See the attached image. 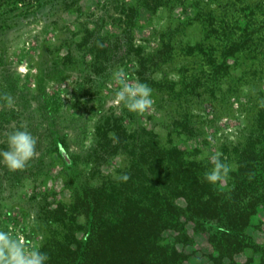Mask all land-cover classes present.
I'll return each mask as SVG.
<instances>
[{
    "label": "rangeland",
    "instance_id": "obj_1",
    "mask_svg": "<svg viewBox=\"0 0 264 264\" xmlns=\"http://www.w3.org/2000/svg\"><path fill=\"white\" fill-rule=\"evenodd\" d=\"M195 1L207 0H181L177 6L146 0L128 38L118 39L121 58L106 73L96 75L89 48L105 34L113 46L111 36L121 37L125 13L135 0H0V150L7 148L8 133L24 127L36 138L37 153L24 170L10 171L0 164V230H12L23 237L26 247L40 248L48 229H62L57 222L45 223L47 211L58 202L70 203L72 188L118 177L128 160L104 153L109 146L97 131L99 121L105 124L103 116L123 127L136 151L146 150L148 141L180 148L187 158L206 162L207 172L213 167L209 157L219 151L230 171L235 168L231 147L247 135L251 117L264 104V62L229 60V70L237 76L243 73L246 79L233 94L220 96L215 104L205 95L186 101L176 69L186 65L184 78L192 81L202 66L178 46L200 41L201 33L196 23L184 27L178 23L192 15ZM169 25H178L169 36L178 51L170 62L147 73L153 104L142 113L129 111L116 102L123 85L115 73L123 70L129 83L139 81L135 53L128 46L141 54L153 53ZM219 87L223 92L226 85ZM221 90L217 92L222 95ZM227 181L228 175L215 184L224 187ZM176 203L185 204L181 198ZM79 219L81 223L82 216ZM185 229L187 237L175 241L187 254L185 263L210 264L205 231L192 221L185 222ZM248 233L255 242L264 243V204L251 217ZM163 234L174 240L172 231Z\"/></svg>",
    "mask_w": 264,
    "mask_h": 264
},
{
    "label": "trees",
    "instance_id": "obj_2",
    "mask_svg": "<svg viewBox=\"0 0 264 264\" xmlns=\"http://www.w3.org/2000/svg\"><path fill=\"white\" fill-rule=\"evenodd\" d=\"M155 1L182 4L181 0ZM226 1H195L192 15L178 23L181 27L196 23L201 33L200 41L178 46L180 52L200 60L202 66L192 81L184 78L186 65L176 69L186 101L205 95L215 104L220 96L233 94L238 83L246 79L243 73L237 76L229 70V60L242 57L264 62V0ZM145 5L146 0H135L128 7L126 29L121 37L111 36L115 41L112 47L106 42L109 34H105L89 48L94 74L106 73L119 61L123 51L117 55L121 50L118 39L128 38L137 11ZM178 25H169L160 33L159 46L153 53L141 54L128 46L129 52L135 53V72L142 83L147 84V73L151 75L160 63L170 62L177 53L169 36ZM222 84L226 85L223 92L219 87ZM111 118L103 116L105 124L99 121L97 126L99 137L109 146L104 153L121 154L128 162L116 179L77 185L72 188L70 203L58 202L47 211L45 223L57 222L62 229H48L44 237L40 250L48 256L46 264H186L187 254L175 242L187 237L186 221L207 234L210 264H255L256 259L264 264V243L255 242L248 233L251 217L264 204V104L251 117L247 135L231 147L229 157L235 168L229 171L224 187L208 182L205 175L209 165L187 158L183 149L148 141L146 150L136 151L123 127L109 123ZM179 198L184 205L176 203ZM166 230L174 233V240L164 236ZM243 253L247 254L245 259H237Z\"/></svg>",
    "mask_w": 264,
    "mask_h": 264
},
{
    "label": "clouds",
    "instance_id": "obj_3",
    "mask_svg": "<svg viewBox=\"0 0 264 264\" xmlns=\"http://www.w3.org/2000/svg\"><path fill=\"white\" fill-rule=\"evenodd\" d=\"M115 78L123 87L116 93V102L123 103L132 112L142 113L152 104V89L139 81L129 83L127 74L120 70ZM12 104L11 98L8 99ZM7 148L0 150V164L10 171L24 170L36 156V138L24 127L16 128L7 135ZM219 151L209 159L212 169L206 173L205 179L210 183L222 182L227 178L230 168L220 159ZM127 180V176L121 177ZM48 256L38 246L26 247L23 237L12 230H0V264H46Z\"/></svg>",
    "mask_w": 264,
    "mask_h": 264
}]
</instances>
